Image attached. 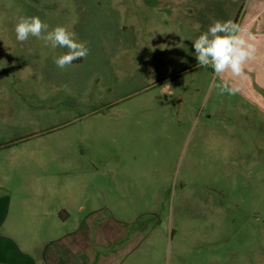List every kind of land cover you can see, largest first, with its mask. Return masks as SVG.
<instances>
[{
	"label": "rangeland",
	"instance_id": "1",
	"mask_svg": "<svg viewBox=\"0 0 264 264\" xmlns=\"http://www.w3.org/2000/svg\"><path fill=\"white\" fill-rule=\"evenodd\" d=\"M165 1L0 0V204L15 263L81 247L90 225L79 261L264 264V116L211 87L192 42L248 0H167L178 14ZM22 15L66 26L88 56L58 68L66 49L17 41Z\"/></svg>",
	"mask_w": 264,
	"mask_h": 264
},
{
	"label": "clouds",
	"instance_id": "2",
	"mask_svg": "<svg viewBox=\"0 0 264 264\" xmlns=\"http://www.w3.org/2000/svg\"><path fill=\"white\" fill-rule=\"evenodd\" d=\"M15 34L21 43L35 37L52 49H66L65 53L54 58L55 65L62 70L89 54L86 42L78 40L75 32L63 25L50 27L39 16L18 17ZM256 40V35L247 26L231 19H213L207 30L192 40L198 66L212 69L217 79L213 80L211 87L218 89L219 94L234 96L240 91L229 82V77L240 78L245 75L246 65L256 58ZM163 88L167 93L171 86L166 83Z\"/></svg>",
	"mask_w": 264,
	"mask_h": 264
},
{
	"label": "crops",
	"instance_id": "3",
	"mask_svg": "<svg viewBox=\"0 0 264 264\" xmlns=\"http://www.w3.org/2000/svg\"><path fill=\"white\" fill-rule=\"evenodd\" d=\"M168 3L169 2L166 0L165 6L162 8L169 10L174 14H178L182 11L181 9L169 6ZM238 8L239 6L233 9V13H231V19L242 26H247L252 31V33L256 35L257 53L256 58L252 61H249L246 65L245 75L240 78L229 77V82L237 86L240 89L238 93L249 99L264 116V0H248L247 4L242 6L239 11ZM190 13H193V11ZM243 13L244 15L240 19V15ZM73 63L81 64V62ZM3 208L4 205L0 204V264H102L93 262V260L79 261L76 258V255L78 257L81 252L83 253L82 250L85 246H87V240L85 241V239H88L90 236H92L90 225L82 232V236L85 237V239H82L79 243L82 245L81 247L78 248L76 246L77 244L74 245L72 241L69 242L68 245L60 242V247H55L58 243L50 247V250L41 260H39V258H36L35 260L33 257V260H31L30 258L25 257V261L15 263L12 232L8 229V218L7 216H4ZM67 219L68 218L65 215H58L57 218L54 217L51 221V225L49 226V236L59 235L61 231V225L66 224ZM25 224H28V222H25ZM38 233L39 231H37L36 234L38 235ZM68 235L73 234L70 233L66 236L64 235L63 237H67ZM105 236L110 238L111 232H106ZM34 247L35 246L32 245L27 251L22 253L29 256H32L35 253H40L39 250L33 249ZM84 252L87 255L88 252Z\"/></svg>",
	"mask_w": 264,
	"mask_h": 264
},
{
	"label": "trees",
	"instance_id": "4",
	"mask_svg": "<svg viewBox=\"0 0 264 264\" xmlns=\"http://www.w3.org/2000/svg\"><path fill=\"white\" fill-rule=\"evenodd\" d=\"M74 62H81L80 60L74 61Z\"/></svg>",
	"mask_w": 264,
	"mask_h": 264
}]
</instances>
